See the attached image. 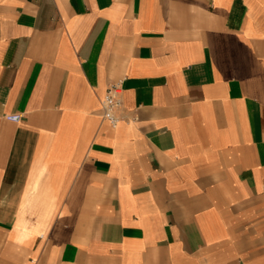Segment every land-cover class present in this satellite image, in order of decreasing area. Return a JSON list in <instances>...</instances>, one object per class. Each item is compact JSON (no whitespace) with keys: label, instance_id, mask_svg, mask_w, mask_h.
Returning <instances> with one entry per match:
<instances>
[{"label":"crops","instance_id":"1","mask_svg":"<svg viewBox=\"0 0 264 264\" xmlns=\"http://www.w3.org/2000/svg\"><path fill=\"white\" fill-rule=\"evenodd\" d=\"M0 264H264V0H0Z\"/></svg>","mask_w":264,"mask_h":264},{"label":"built area","instance_id":"2","mask_svg":"<svg viewBox=\"0 0 264 264\" xmlns=\"http://www.w3.org/2000/svg\"><path fill=\"white\" fill-rule=\"evenodd\" d=\"M122 92V83L115 82L108 88L102 99L103 116L113 127H117L122 121L120 113L123 105Z\"/></svg>","mask_w":264,"mask_h":264}]
</instances>
